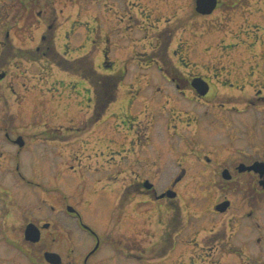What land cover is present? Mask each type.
<instances>
[{
	"label": "rangeland",
	"instance_id": "1",
	"mask_svg": "<svg viewBox=\"0 0 264 264\" xmlns=\"http://www.w3.org/2000/svg\"><path fill=\"white\" fill-rule=\"evenodd\" d=\"M34 1L37 6L26 10H4L0 7V27L4 29L6 26L19 48L33 47L34 43H28V36L35 38L39 35L42 27L35 30L37 13L42 12L41 19H44L47 11L48 14H54L55 25L61 26L56 33V50H59L60 55L72 64V60L89 55L72 65L79 66L86 78L79 71L75 74L64 71L54 59H42L33 64L13 54V58H9L7 73L10 77L0 82V96L4 89L2 97L9 102H19L20 105L17 112L12 110L11 118L9 112L4 115L0 127L14 136L22 135L29 144V149L24 150L18 160L20 171L25 177L36 179L39 187L33 192H18V204L9 199L0 200V264H45L43 254L47 251L59 253L62 264H67L86 251L87 247H80L84 242L79 234L71 237L76 247L72 243L74 251L70 257L65 254L68 242L64 234L56 232L55 242L50 240L49 234L67 226L68 222L59 196L64 195L68 205L78 209L85 221L101 233L100 239L104 242L107 237L106 242L109 243L105 214L110 209L108 205L111 199L115 202L127 184L123 179L130 178V174L139 175L140 179L147 177L155 183L158 191H162L169 180L179 173L177 163L182 160H179L178 154L189 151L185 140L198 137L194 127L185 129L184 118L182 123L177 118L169 119L171 108L175 106V113H180L178 116L188 113L205 115L207 108L192 103L202 102L203 98L195 100L196 93L188 90L186 85L183 88L185 95L178 93L172 82L161 73L160 67L170 73L167 76L173 79L179 75L180 78L201 76L209 80L211 104L230 102L231 109L247 110L246 113H234L231 110L230 115L239 120L240 125L250 121L251 124L256 123L258 131L256 121L264 120V0H219L221 3L216 10L200 17L195 13V0ZM48 1L52 2L50 9L52 6L54 10L44 9L42 3ZM15 23H18L17 28ZM64 32L68 34L66 39ZM65 42L69 48L64 49L66 53H62ZM103 47L108 48L106 61L111 62L112 70L105 68L103 63L100 53ZM93 69L98 74H92ZM95 75L98 77L96 82L108 81L107 86L117 88L113 102H134L131 105L134 110L132 115L139 116L142 122L138 125L141 128L144 122L148 124L150 121L145 134L146 139L150 138L151 147L145 152L137 153L148 145L147 142L137 143L135 135H140V138L142 133L131 136V132L121 127V119L108 118L101 126L88 130L85 107L81 109L73 105L75 102H93L91 81ZM180 83L183 86L182 81ZM8 84H12L10 89ZM143 102H154L150 114L144 118L140 112ZM164 102L172 103L167 105ZM246 102H255L258 106L248 108ZM209 110L210 116L215 113L226 114ZM207 117L202 118L204 125ZM173 120H176L175 124H183L177 134L183 137L184 143L175 135L172 127L171 130L168 128ZM117 126L118 133L115 134ZM213 126L212 130L205 126L206 129L199 135L203 141V148L199 152L205 153L207 145L211 147L213 142L225 141L227 130L221 133V122H215ZM110 140L124 147L132 140L136 143L135 153L127 154L129 157L126 160L122 152H113L119 148L116 143L111 144ZM238 140L233 146L223 145L240 150L248 149L256 141L251 137L247 138L250 141L248 143ZM194 147L199 148L200 145ZM227 151L224 149L221 152L222 156H227V160L231 155L237 158L234 160L239 159L233 153L227 155ZM184 156L186 159L183 162L187 164L189 173L177 190L182 196V219L186 228L182 244L189 251L180 252L184 258L181 260L176 250L168 251L164 257L156 249L153 258L146 256L131 264H190L189 253L195 243L190 230L191 215L201 216L197 211L201 210L208 196L207 191L201 192L206 187L203 184H206L208 171L203 165L194 162L193 155ZM31 160L36 164L35 172L34 164L29 163ZM128 163L134 164L133 169L123 171ZM115 172L120 174L118 179L113 180L110 177H114ZM131 200L132 208L143 198L133 197ZM50 204L55 209L62 206L64 213L52 214L48 206ZM146 208L147 204H141L132 212L135 232L129 242H134V248H142L148 242L153 244L162 231L158 222L153 221L155 214L152 213V224H148L150 229L147 227L148 233H143L146 229L145 219L149 216L148 212L144 213ZM25 217L33 219L40 226L47 222H52L53 226L47 231L45 227H40L39 240L30 244L23 239L22 223L26 221ZM204 221L202 218L200 223ZM103 225L105 230L101 227ZM85 237L87 245L90 239ZM108 249L105 245L103 253L108 252ZM98 254L92 263L97 261ZM29 256H33V262ZM80 259L76 260L80 262ZM123 263L124 260L121 261L119 257L117 264Z\"/></svg>",
	"mask_w": 264,
	"mask_h": 264
},
{
	"label": "flooded vegetation",
	"instance_id": "2",
	"mask_svg": "<svg viewBox=\"0 0 264 264\" xmlns=\"http://www.w3.org/2000/svg\"><path fill=\"white\" fill-rule=\"evenodd\" d=\"M48 2L42 3L44 9L54 10L52 6L50 9L52 2ZM220 3L221 2L217 0L216 9L220 6ZM36 6L37 3L34 0H0V7L4 10H26L29 9L28 7L33 8ZM41 14L42 12L40 11L37 13V22L39 24L36 23L35 30H40L42 27V31L35 38L34 36H28V43H34V45H32L33 47L30 48H19L14 41L15 39L10 37V32L9 30H6V26H4V29L0 27V82L5 81L10 77L7 73V66L9 65V58H13L11 54L33 64H37L42 59H54L57 60L56 65L63 67L64 71H71L74 74L78 73L77 71H83L79 66H76V68L72 65L80 62L83 57L89 54L75 59L73 64L71 61L60 55L59 50H56V33L61 29V26L55 25L56 18L54 17V14H48L46 11L44 19H41ZM196 16L200 17L201 15L196 13ZM16 24L18 23H15V26ZM39 26L41 27L39 28ZM64 37L65 39L68 37V34L65 32ZM67 42L62 45V53H66L69 48ZM66 48L67 50L64 51ZM100 53L103 56L105 68L112 70L113 66L111 65V62L106 61L109 54L108 48L103 47ZM160 68L161 73H164L165 78L172 82L178 93L185 95V90L183 89L185 85L188 90L196 93L190 85L191 78H180L179 75H177V77L173 79L172 77L167 76V74L170 73L162 67ZM91 72L94 74V69L91 70ZM80 73L83 78H86L82 72ZM97 79L98 77L94 76L91 81V84L94 87L93 102H75L73 105L74 107H81V109L85 107L86 115L88 116L85 124L89 128L88 130L101 126L108 118L121 119V127L124 128V131L131 132V136L134 133H142L143 136L140 138H138L140 135H135L137 143L141 142L145 144L147 142L148 145H145V147L137 153L145 152L147 148L151 147L150 138L146 139L147 135L145 134L149 128L150 121H148V124L144 122V124H142L143 127L141 128V125H138L139 122H142L139 116L132 115L134 114V110L131 105L133 106L134 102H113L115 99H112L116 96L114 94L117 88L115 89L107 86L108 81L105 83H102L101 81L96 82ZM181 81L183 86H181ZM206 81L209 83L210 90V81ZM11 86L12 84H8V89H10ZM2 91L4 93V89H2ZM3 93L0 96V125L4 121V115L9 112V117L11 118L12 113L14 112L12 110H16L15 112H17V107L20 105L19 102H9L10 100L4 99L2 97ZM208 93L203 97H199L196 94L195 100H201L203 98L202 102H192L195 105L198 104L205 106L207 108L204 112L205 115L188 113L184 116L182 114L178 116L180 113H175V106L171 108L172 113L169 119L177 118V120L182 123L184 118L185 129L194 127V132L197 133L198 138L186 139L184 143L183 137L180 134H177V131L182 129L183 124L178 123L180 125L178 126V124H175L176 120L171 122L173 125L168 124V128L171 130L172 127L175 135L179 137L182 143L188 146L189 151H183L180 155L178 154L179 160H182L177 163V166H179V173L175 174L173 178L169 180L164 190L158 191L155 187V183L147 177L140 179L139 175L135 176L134 174H130V178L123 179L127 184L123 186L122 191L115 202L111 199L110 205H108L110 209L107 214L104 213V223L106 222L105 225H107L110 234L109 243L106 242V234L104 242L107 244L100 239L101 233L93 228L88 221H85L82 213L75 207H72V205H68L67 199L64 195L63 197L59 196V200L63 202V207L66 210L65 213L68 222L66 224L67 226L60 227L57 229L59 231H52L49 234L51 242H55L56 236L54 233L59 232L64 234V236L68 238H66L68 246L65 248L67 250H65L67 257H70L71 253L74 251V248L72 247L74 241L71 239L72 236H77V234H79L80 238H82V242H84V245H81L80 247L83 249L87 247L82 255L75 257L73 262L67 264H117L119 257L121 258V261L124 260L123 264H131L137 259H143L146 256L149 259L150 257L153 258L152 254H154L156 249H158L160 254L164 257L168 255V251L176 250L180 259L183 260V254L181 255L180 252L184 251L188 253L189 249H184L182 244V236L186 228L183 226L182 219V196L178 193L177 189L178 185L186 176H188L189 173L187 164L183 162V160L186 159L184 155L187 154L193 155L194 162L203 165V168L208 171V178L205 180L206 184H203L206 187L201 189V192L207 191V199L201 210L197 211L198 213H193L201 214V216L198 217L191 215L190 230L195 243L192 244L193 248L189 253L190 264H264V120L262 118L260 121H256L258 131H256V123L251 124L250 121H246L243 122L244 125H240L239 120L237 121L235 117L230 115L232 114L231 110L234 111V113H246L247 110L241 108L238 109L236 107L231 109L229 107L230 102H215L214 104L212 102L211 104V102H209ZM164 103L170 105L172 102ZM153 104L154 102L151 104L143 102V105H141L143 110L140 111L143 113V118L145 115L148 117ZM245 105H247L248 108L258 106L255 102H246ZM209 109L216 110V112H225L226 114L217 115L215 113L210 116ZM205 116H208L205 121L206 125L202 122V118ZM215 122H221V133H225V130H227L225 141L223 143L213 142L211 147L207 145L205 153L199 152V149L202 150L203 148L201 147L203 141L200 140L201 138L199 139V135L204 129H206L205 126H207V129H214L213 125ZM134 126H136L138 130H136ZM168 128L167 130L170 132ZM114 130L115 128L113 129V132ZM117 133L118 126L116 127L115 134ZM248 137H251V139L255 138L256 140L249 145L248 149L244 148L239 150L236 147L223 145L232 144L233 146L236 141H239L238 139H240L241 142L243 141V143H248L250 142L247 141ZM110 143H116L118 145L117 148L120 150H114L113 152H122L121 155H125L126 160L129 157L127 154L135 153L134 146L136 143L134 144L132 140L128 142L127 147L122 146L123 144L120 146V144L114 140H110ZM192 144H195L194 146L200 145V147H194ZM26 149H29V144L26 143V140L22 135L17 134L14 136L7 132L6 129L0 127L1 201L9 199L10 202L13 201L15 204H18V192L23 193L24 190L33 192L39 187L36 179L25 177L20 171L18 160ZM224 149L228 150L226 153L227 155L233 153L239 159L234 160L237 158H233V155H231L227 160V156L223 155L225 156L223 157L221 155V152ZM29 163L34 164L32 160ZM144 163H147V161L144 160ZM35 165L36 164L33 165L34 172L36 171ZM127 166L128 167L123 168V171L129 170V168L133 169L134 164L128 163ZM115 174H113L114 177L110 178L113 180L118 179L120 173L117 174V172H115ZM145 184L152 186L148 189L145 188ZM168 191L170 195H166ZM192 195L194 196V194ZM133 197L143 198L142 201L137 202L138 204L133 206L134 210L132 209L133 207L131 208V199ZM21 203L23 204V202ZM141 204L148 205V208L145 209L144 213L148 212L149 215L145 219L144 226L146 229L143 233L147 234L150 229L148 224H152V213L155 214L153 221L155 220V222H158L162 231L159 232V235L153 244H149L148 242L143 245L142 248H134V242H132V244L129 242L130 238L133 239L132 235L133 232H135V226L132 220V217L134 216L132 215V212H135ZM48 206L52 211V214H56L57 212L64 213V208L62 206L57 209L51 204ZM2 207H4V204ZM68 207H71L74 212H68ZM202 218L206 221L200 223ZM25 219L26 221L22 223L24 227H22L24 229L23 239L28 224H34L38 229L40 227L44 228V225L48 224V227L45 228L46 231L53 226V224H51L52 222L42 223L40 226V224L35 223L31 218L25 217ZM72 222H74V225ZM101 227L105 230L104 225ZM85 236H88L90 239L89 244L87 245H85V240H87ZM124 239L125 241L123 242ZM24 241L30 243L25 239ZM90 242L91 247H89ZM105 245L110 249H108V252L103 253ZM94 247L96 248L94 249ZM33 254L36 256V253ZM97 254V261L92 263L94 256ZM76 259H80V262ZM33 260L34 259H32V262Z\"/></svg>",
	"mask_w": 264,
	"mask_h": 264
},
{
	"label": "water",
	"instance_id": "3",
	"mask_svg": "<svg viewBox=\"0 0 264 264\" xmlns=\"http://www.w3.org/2000/svg\"><path fill=\"white\" fill-rule=\"evenodd\" d=\"M216 5L217 0H195V11L200 15H210L216 8ZM191 86L199 96H205L209 89L208 83L205 82L201 77L193 78L191 81ZM150 187V185L145 184V188L149 189ZM166 195H170L169 191L166 193ZM67 210L69 212L74 211L70 207H68ZM44 227L46 228L48 225L46 224ZM24 235L26 240L35 243L39 240V229L35 225L29 224L26 226ZM43 258L47 264H61V257L56 253L45 252L43 254Z\"/></svg>",
	"mask_w": 264,
	"mask_h": 264
}]
</instances>
